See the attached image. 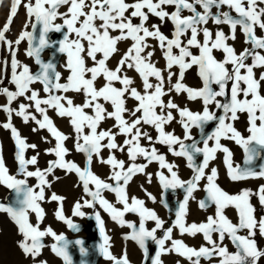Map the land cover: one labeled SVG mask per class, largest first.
<instances>
[{
	"label": "snow or ice",
	"instance_id": "6c2138e0",
	"mask_svg": "<svg viewBox=\"0 0 264 264\" xmlns=\"http://www.w3.org/2000/svg\"><path fill=\"white\" fill-rule=\"evenodd\" d=\"M22 3L27 11L28 22L13 41L7 38L6 33ZM62 7L66 11L61 12ZM169 7L174 10L168 11ZM225 7L229 11L222 10ZM185 11L190 14L184 15ZM150 17L158 18L161 24L170 21L174 28L171 36L161 31L160 24L149 25ZM134 19H138V23H134ZM57 20L61 22L57 23ZM210 22L217 26L215 31L208 27ZM225 25L230 29L229 34L221 27ZM238 28L244 35V43L248 45L239 53L229 43L237 39ZM258 29L264 33V0H13L7 22L0 29V46L11 53L10 82L16 90L0 87V96L7 98L5 104H0V111L7 114L6 122L0 123V127L11 132L17 149L16 160L20 174L35 177L38 183L29 187L26 179H18L9 174L0 154V185L14 190L18 196V206L0 203V212L8 213L17 225L23 237L18 246L24 254L39 256L44 247L43 238L50 235L56 241L52 245L53 252L62 257L65 264H72L65 237L58 235L51 227L41 230L39 223L34 225L29 220V212H33L38 221H43L45 212L40 202L45 200V188L52 186L48 176L59 168L67 173L74 172L83 186V192L91 197L90 200L84 199L83 204L77 201L73 215L83 217V207L93 208L99 204L113 221L132 229L125 239L135 240L139 244L146 261L147 241L155 242L158 250L151 264H163L161 256L169 253L185 258L190 264H201V259L212 261L214 257L218 258V264H259L264 257V250L257 247L255 237L258 232L264 236V216L257 218L256 208L251 201L253 196H257L260 205L264 206V185L259 186L255 193L246 189L237 194H229L217 183L216 168H211L210 174H206L216 153L222 151L226 154L225 164L231 180L264 178V167L256 170L253 167L234 166L232 152L221 143L222 139H227L242 146L246 154L244 163L247 165H252L257 156L264 155V94L261 93L264 71L259 78L255 71L264 70V34L258 35ZM50 32L63 34V39L57 43L58 52L66 57L63 68L69 74L65 82H61L62 73L57 70V65L41 58L45 48L56 46L50 43ZM129 40L131 45L123 52L116 67H109L110 59L119 51L118 43ZM149 40L155 41L161 50L166 69L157 67L153 62L154 49L149 50L153 48ZM24 41L28 43L27 56L33 57L39 66L36 73L16 59L18 46ZM193 49H197L199 54H194ZM174 50H178V53ZM214 50L224 54L222 60L216 59ZM88 60L92 61L91 66ZM3 63L7 65V61ZM193 66L198 68L203 83L200 88H192L184 83L185 73ZM173 68H178V73L172 71ZM126 69L138 73L142 90H138L134 79L126 74ZM173 77H176L175 82ZM100 78L103 84L98 86ZM36 83L42 85L45 96H41L40 90L32 88ZM0 84H3L2 78ZM213 85L218 86V90ZM69 92L81 93L83 102L74 103L67 95ZM171 93L186 94L188 100H201L203 110L193 112L187 107H181L174 102ZM20 97H24L28 103H20L18 108H14L13 102ZM164 97H169L167 102ZM128 98L136 102L132 109L127 107ZM221 98H227V102ZM210 106H214L215 111ZM49 109H54L59 117L69 119L75 133V150L86 155L84 168L66 159L69 149L65 142L69 136L60 131L50 118ZM173 111L180 117L183 139L166 130V126L176 119ZM217 112L222 114L218 116ZM238 113H247V137L234 126L239 119ZM13 116L22 118L26 124L34 122L37 126L32 129L34 132L47 130L55 140V146L46 149L47 154L56 157L48 162L47 168L29 170V166L38 164L39 153L30 158H26L25 153L28 149L36 150L37 145L29 144L21 136L12 122ZM107 120L114 123L110 128L102 129L101 124ZM212 121L217 122L216 128L203 139L201 147L192 136V128L203 130V126ZM145 125L151 126L157 135L153 137L145 131ZM119 136L124 137L122 143L117 141ZM43 139L51 142L46 137ZM142 140L147 141L149 146L142 144ZM209 141L213 142L212 146H209ZM157 144L166 145L168 151L176 157H184L187 166L192 169V177L182 180L174 170L177 166L159 152ZM104 149L110 152L107 159L100 156ZM125 150L131 161L127 167L125 161L117 159L115 155V152L123 153ZM196 154L203 156L199 164L196 163ZM94 156L100 163L110 167L111 175L108 179L114 183H108L92 171ZM138 157H142L146 163H136ZM153 162H157L161 170L166 169L170 174L166 175L164 171L158 173L163 189L180 188L185 191L174 223L166 229L165 221L154 210L147 208L144 200L133 197L130 203L127 195L129 182L135 175L145 173ZM147 178L151 183L150 174ZM202 180H206L204 190L207 196L199 201V208L206 210L214 205L215 214L208 216L206 222L188 224L186 217L189 200L194 199L193 193L198 190ZM105 191L115 193L117 203L122 204L123 208L118 209L105 199ZM148 195L155 202V197L151 193ZM64 199L55 192L51 194L50 200L59 205L55 216L70 228L77 229V225L64 215ZM228 207L235 208L237 223H233L225 214ZM128 212L139 215L138 229L135 224L124 220ZM95 219L102 237L100 252L113 264H130L126 251L120 258L110 252L111 237L105 231L99 212L95 214ZM146 221H154L155 227L149 230L145 227ZM174 228L181 235L194 237L198 233L203 234L206 243L199 248L190 247L181 239H173ZM160 229L164 230V234L158 238L157 230ZM214 233L217 234L216 239L213 238ZM226 237L234 246V251H230L224 244ZM169 241L170 246H167ZM76 243L81 245V252L87 255L83 242Z\"/></svg>",
	"mask_w": 264,
	"mask_h": 264
},
{
	"label": "rangeland",
	"instance_id": "374dc122",
	"mask_svg": "<svg viewBox=\"0 0 264 264\" xmlns=\"http://www.w3.org/2000/svg\"><path fill=\"white\" fill-rule=\"evenodd\" d=\"M8 1V2H7ZM1 0L0 4L3 6L7 5L5 9V23L7 22V19L10 13V8L12 5L13 0ZM12 1V2H11ZM5 2V3H4ZM26 2V0H25ZM131 2V0H129ZM0 5V6H1ZM1 8V7H0ZM8 9V10H7ZM23 9V10H22ZM25 7L23 6V3L18 7L17 13L21 12L25 18L21 21V23L17 26V34L21 33L22 29L24 30V24H26V21L28 22V16ZM174 9L172 7L168 8V11H173ZM224 11H229L227 7L223 8ZM61 12L66 11V8H61ZM213 11H216V9H213ZM20 13V14H21ZM187 11H185L184 15H189ZM17 15V14H16ZM26 15V16H25ZM235 15V13H233ZM27 18V19H26ZM16 19V17H15ZM25 19V20H24ZM23 22V23H22ZM60 20H57V23H60ZM134 23H138V19H134ZM5 23L2 24L0 29L3 28ZM13 23V22H12ZM156 23L161 25V31L164 32L166 35L171 36L172 31L174 30L173 25L170 21L164 22L161 24L158 18L156 17H150L149 25ZM16 26V27H17ZM12 27V24L10 26V29ZM22 29H21V28ZM208 27L215 31L217 26L209 23ZM226 34H229L230 29L228 26H221ZM29 31L31 27L28 28ZM11 33V31L9 30ZM6 33V36L8 39L15 40L18 38V36L15 37V34ZM39 32V30H38ZM53 33V32H52ZM50 32L48 35L50 43L53 45H56V47H47L44 49L47 51H43L41 54V58L44 59L45 62L48 60L53 61L56 63V61L59 62L57 64V70L61 71L62 73V81L65 82L66 77L68 76V72L63 68V65L65 63V55L62 53H59L58 43L57 41L63 39V34L56 32L53 36ZM58 33V34H57ZM8 34V35H7ZM10 34V35H9ZM51 34V35H50ZM59 34L61 36H59ZM118 33H113V35H116ZM257 34L261 35L262 33L259 29L257 30ZM56 35V36H55ZM55 36V37H54ZM58 36L60 39H58ZM55 39L57 44H54L52 39ZM62 38V39H61ZM57 39V40H56ZM202 39V36H201ZM149 42L153 43V48L149 50L154 49V56L153 61L157 64V67L161 69H166V62L163 59L161 50L156 46V42L149 40ZM230 44H232L237 52L243 50V48L247 47L244 43V35L240 31V29H237V39L235 41H229ZM131 45V41H121L118 43L117 47L119 51L114 54V56L109 61V67L115 68L119 59L121 58V55L124 51ZM27 47V48H26ZM56 48V51L54 50ZM121 48V49H120ZM26 49V50H25ZM27 49H28V43L27 41L22 42L16 51V59L20 62H23L22 64H27L33 73H36L39 71V66L35 63V60L33 57L27 56ZM50 49V51H49ZM52 49V50H51ZM25 50V52H24ZM54 53H53V52ZM178 53V50H174ZM24 52V53H23ZM57 52V55L56 53ZM194 54H199L197 49H193ZM52 54H54L52 56ZM61 54V55H60ZM26 55V57H25ZM51 55V56H50ZM213 55L216 57L217 60H222L224 57V54L219 50H214ZM24 56V57H23ZM57 56V57H56ZM50 57V58H49ZM54 57V58H53ZM59 57V58H58ZM27 58V59H26ZM46 58V60H45ZM53 58V59H52ZM157 58V59H156ZM157 61H156V60ZM23 60V61H22ZM61 60V61H60ZM4 61H7V65H4ZM88 60V65H92V61ZM29 62V63H28ZM249 62H251L249 60ZM63 64V65H61ZM61 65V66H60ZM231 68V66H228ZM6 70V71H5ZM127 75L134 79L135 86L138 88V90H142V84L141 79L138 75V73H135L134 70L126 69ZM172 71H175L178 73V68H173ZM257 73V78H259V75L262 71L261 69L255 70ZM166 75V71H165ZM138 76V77H137ZM0 78L3 79V84H0V87H8L9 90L15 91L16 87L14 84H12L11 81V53L8 51H5L2 46H0ZM176 77H173V82H175ZM155 82V81H153ZM184 83L192 88H200L203 86L202 80L198 75V68L196 66H193L192 69L188 70L185 73V79ZM103 84V79L100 78L97 81V85L101 86ZM117 87L120 85L117 83ZM231 85L229 84V87ZM167 87V83H166ZM213 87L218 90V86L213 85ZM32 88L35 90L41 91V96H45L46 94L42 91V85L39 83L33 84ZM261 93L264 94V82H262V88ZM73 99L74 103L80 104L83 102V95L81 93H74L69 92L68 96ZM171 97L174 98V102L178 103L181 107H187L193 112H200L203 110V104L202 101L197 100H188L186 94H179L171 93ZM165 101L169 99V97H164ZM224 102H227V98H221ZM7 102V98L5 96H0V104H5ZM20 103H28V101L25 100L24 97L18 98L17 101L13 102V107L18 108V105ZM135 101L131 98H128L127 100V107L132 109L131 107L135 106ZM107 106V105H106ZM212 110L215 111L214 106H210ZM111 110V109H109ZM30 111H34V109H30ZM174 116L176 119L169 125L166 126L167 131L173 132L175 135L181 137L183 139L184 130L179 123L180 117L178 113L173 111ZM221 112H217V115H221ZM48 115L50 118L53 119L56 126L59 128L60 131L65 133L69 136V139L65 142V146L69 149V154L66 156L67 160L74 161L77 163L81 168H84L86 166V155L84 153L77 152L75 150L74 144L75 143V133L73 132V129H71V125L69 123V119L67 117H59L54 109H49ZM239 119L235 121L234 126L237 128L238 131L241 132V134L245 137L249 135L247 128H248V117L247 113H238ZM37 117H39V114H37ZM7 120V114L3 111H0V123L6 122ZM14 126L19 130L22 137L26 138L27 142L29 144H36L37 149L32 150L28 149L25 153L26 158H30L33 155H36L37 152L39 153L38 156V164L36 166H29V170L34 171L36 167L40 168L41 170L48 167V162L50 160L56 159L54 155H50L46 153V149L52 148L55 146V140L50 137V134L47 132V130H38V131H31V129L36 128L34 122L29 121L27 124L23 122L22 118L13 116L12 120ZM24 124H23V123ZM33 123V124H32ZM114 121L107 120L101 124L102 129H107L112 126ZM32 124V125H31ZM70 125V126H69ZM217 122L212 121L208 122L203 126V130L197 127L192 128V136L194 137L195 141L199 143V146H203V139L206 138L207 135H210L216 128ZM30 127V128H29ZM70 127V128H69ZM145 131L150 132V134L155 137L157 133L155 130L145 125L143 126ZM148 129V130H147ZM87 131V130H86ZM9 136V137H8ZM40 136V137H39ZM47 138L50 140V143H47L43 138ZM50 137V138H49ZM52 139V140H51ZM124 140L123 136H119L117 138L118 143H122ZM72 141V142H71ZM74 141V142H73ZM32 142V143H31ZM185 143H192V141H185ZM221 143L227 147L232 152V161L233 165H240L241 167H253L256 170H259L261 167H264V155H259L257 158L253 161L252 165H247L244 163L246 159V154L244 152V149L242 146L238 145L233 140H227L222 139ZM50 144V145H48ZM142 144L148 145L147 141L142 140ZM213 142L209 141V146H212ZM149 146V145H148ZM156 147L158 148L159 152L161 154H164L167 158V160L170 163L175 164L177 167L174 169L177 171L179 177L182 180H188L192 177L193 172L192 169H190L187 166V161L184 157H176L172 155L168 151V147L166 145H160L157 144ZM177 150L179 146H176ZM16 145L14 143V140L12 138L10 130L4 129L0 127V154H2L5 166L9 169V174L17 176L18 179H26L28 182L29 187H34L38 181L35 177H25L22 174H20L19 171V165L16 160ZM110 155V152L108 149L102 150L100 153V156L104 159H107ZM115 155L117 159H121L125 161V167H127L131 161L128 160L127 156V150L125 152H115ZM225 153L222 151H218L216 153V158L210 162L209 169L206 170V174H210L211 168H216L218 172V178L217 183L219 186L228 192L229 194H237L243 190H250L252 192H257L259 189V186L264 185V178H249L246 180H239V181H233L230 179L228 175V169L225 164ZM196 163H201L203 160V156L201 154H196ZM136 163L143 164L146 163V161L142 157H138ZM92 171L98 175L100 178L105 179L108 183H114L113 181L109 180L108 177L111 175V169L108 165L102 164L98 161L97 157H93L92 162ZM160 171H164L166 175H170L167 173L166 169L161 170L159 167V164L157 162H153L150 164L147 169L145 170V173H139L133 177V179L129 182L127 186V195L129 197V202L131 203V200L133 197L137 199L144 200L145 206L149 209L154 210L158 216L165 221V229L167 227L172 226L175 220L176 212L179 208L180 203H182L185 191L184 189L176 188V189H163L162 185L159 183L158 173ZM148 174L151 175V183L148 182ZM59 177V179H56ZM48 180L51 183V188H45V200L40 202L41 207L44 209L45 216L42 222L38 221L36 214L33 212H29V220L34 225L39 223L41 230H46L48 227H51L54 232H56L58 235H63L68 242V254L71 257L72 264H113V262L109 259H107L99 249V245L102 242V237L99 232L98 222L95 219V214L99 212L102 220L104 221V227L106 233L111 237L110 244V252L116 256L117 258H120L124 252L126 251L128 260L130 261V264H151V259L155 256L158 246L155 244L154 241L148 240L147 241V248H148V259L145 260L144 251L139 246V244L132 239H125V236L130 234L132 229L127 227V225L121 226L116 221H113L110 214L106 212L99 204H96L95 207L89 208L87 206L83 207L81 210L85 213L83 217L81 216H74V205L77 201H80L83 204L84 199H91V197L86 196V194L83 192V186L79 183L78 176L73 173H67L66 170L63 169H55L54 172L48 176ZM122 183V182H121ZM206 184V180H202L200 182V186L197 191L193 193L194 199L189 200L188 205V215L186 217V222L188 224L191 223H202L206 222V219L208 216H214L215 214V206L212 205L208 207L206 210H202L199 208V201L206 198L207 193L204 190V186ZM79 185V186H77ZM90 187H93L90 185ZM38 190V189H37ZM55 192L56 194L65 197L63 201V211L64 215L71 219L74 224L77 225V229L70 228L64 221L58 220L55 216V212L58 209V202L51 201L50 197L51 194ZM149 193H151L152 196L155 197V202L149 197ZM103 196L105 199H107L110 203L114 204L118 209H122L123 205L117 203L116 194L112 193L110 191H105L103 193ZM18 196L17 193L9 189L3 185H0V203H3L5 205H12V206H18ZM252 204L256 208V215L259 219L260 217L264 216V206L260 205L258 197L253 196L252 197ZM165 203L167 204V207H165ZM225 214L228 216L230 220H232L233 223L238 222V215L233 207H228L225 209ZM124 220L128 223L135 224L137 229L139 228L140 224V217L137 213L134 212H128L124 216ZM145 227L151 230L153 227H155L154 221H146ZM164 234V230L160 229L157 230V237L161 238ZM244 234V233H241ZM213 238H217V234H213ZM23 239L22 235L18 231L17 225L14 223V221L11 219L8 213L0 212V264H65V261L62 257L56 255L52 250V245L56 243L55 239L52 236H45L43 238V244L44 247L41 250V253L37 257H31L24 254L22 249L18 246V242ZM173 239H181L183 240L188 246L199 248L200 246L204 245L206 242L203 239V234L198 233L196 236H190L188 234L181 235L179 230L174 228L173 229ZM257 247L264 250V236L260 235L259 232L257 233L256 237ZM77 241L83 242V247L87 251V255L83 254L81 252V245L77 244ZM170 241L168 242L167 246H170ZM224 244L228 246L230 251H234V246L232 245L231 241L226 237ZM161 260L163 261V264H190L189 261H187L185 258L175 254V253H169L164 254L161 256ZM201 264H218V258L214 257L212 261H208L205 259H201ZM259 264H264V257L261 258L259 261Z\"/></svg>",
	"mask_w": 264,
	"mask_h": 264
},
{
	"label": "bare ground",
	"instance_id": "6f19581e",
	"mask_svg": "<svg viewBox=\"0 0 264 264\" xmlns=\"http://www.w3.org/2000/svg\"><path fill=\"white\" fill-rule=\"evenodd\" d=\"M5 1H7V0H5ZM0 2H1V0H0ZM7 2H8V1H7ZM11 2H12V1H11ZM4 3H5V2H4ZM0 5H1V4H0ZM0 7H1V8H0V27H1L2 24L5 23V16H6L5 9H6L7 5H5V6H3V7H2V5H1ZM7 10H8V9H7ZM22 10H23V9H22ZM24 10H25V9H24ZM24 12H27V11H24ZM20 13H21V12L17 13V15L15 16L16 19H15V17L13 18V21H12V22H13V23H12V27H11V29H10V31H11L12 34H14V33L17 31V29H16V28H18L17 24L19 25V24L21 23V21L23 20V18H25L24 16L21 17V15H23L24 13H23V14H22V13L20 14ZM25 16H26V15H25ZM7 17H8V16H7ZM26 19H27V18H26ZM24 20H25V19H24ZM56 22H57V21H56ZM22 23H23V22H22ZM26 23H27V21H26ZM24 25H25V24H24ZM16 26H17V27H16ZM19 26H20V25H19ZM29 27H30V26H29ZM20 28H21V27H20ZM23 28H24V27H23ZM21 29H22V28H21ZM28 30H29V29H28ZM30 30H31V29H30ZM22 31H23V29H22ZM9 33H10V32H9ZM11 33H10V34H11ZM51 33H52V32H51ZM54 33L56 34V32H53L52 35H51V34H50V35L53 36ZM10 34H9V35H10ZM57 34H58V33H57ZM7 35H8V34H7ZM16 36H18L17 32H16V34H15V37H16ZM55 36H56V35H55ZM55 36H54V37H55ZM59 36H61V35L59 34ZM59 36H58V39H60ZM62 36H63V35H62ZM49 38H50V37H49ZM50 39H51V38H50ZM61 39H62V38H61ZM53 40L55 41L54 38L52 39V41H53ZM56 40H57V39H56ZM54 41H53V42H54ZM58 41H59V40H58ZM58 41H57V42H58ZM149 43H150V42H149ZM54 44H57L56 41L54 42ZM150 44H151V43H150ZM152 45H153V43H152ZM57 46H58V45H57ZM55 47H56V46H55ZM157 47H158V46H157ZM26 48H27V47H26ZM48 48H49V47H48ZM51 48H52V47H51ZM53 48H54V47H53ZM120 49H121V48H120ZM25 50H26V49H25ZM25 50H24V52H25ZM51 50H52V49H51ZM54 50L56 51V48H55ZM57 50H58V48H57ZM43 51H44V50H43ZM43 51H42V53H43ZM45 51H47V50H45ZM45 51H44V52H45ZM49 51H50V49H49ZM24 52H23V53H24ZM26 52H27V51H26ZM26 52H25V53H26ZM52 52H53V51H52ZM42 53H41V54H42ZM53 53H54V52H53ZM55 53H56V55H57V52H55ZM53 55H54V54H52V56H53ZM60 55H61V54H60ZM62 55H63V54H62ZM50 56H51V55H50ZM23 57H24V56H23ZM25 57H26V55H25ZM56 57H57V56H56ZM49 58H50V57H49ZM53 58H54V57H53ZM53 58H52V59H53ZM58 58H59V57H58ZM26 59H27V58H26ZM156 59H157V58H156ZM156 59H155V60H156ZM18 60H19V59H18ZM43 60H44V59H43ZM45 60H46V58H45ZM50 60H51V59H50ZM65 60H66V59H65ZM22 61H23V60H22ZM48 61H49V60H48ZM48 61H47V62H48ZM53 61H55V60H53ZM53 61H52V62H53ZM60 61H61V60H60ZM156 61H157V60H156ZM58 62H59V61H58ZM58 62L56 61V63H58ZM90 62H91V61H90ZM153 62H154V61H153ZM21 63H23V62H21ZM28 63H29V62H28ZM56 63H55V64H56ZM24 64H25V63H24ZM59 64H60V62H59ZM56 65H57V64H56ZM61 65H63V64H61ZM61 65H60V66H61ZM89 65H90V64H89ZM29 66H30V65H29ZM5 71H6V70H5ZM126 73H127V71H126ZM135 73H136V72H135ZM137 77H138V76H137ZM132 78H133V77H132ZM141 84H142V82H141ZM116 86H118V85H116ZM67 95H68V93H67ZM69 96H70V95H69ZM131 108H133V106H132ZM22 123H23V122H22ZM23 124H24V123H23ZM32 124H33V123H32ZM32 124H31V125H32ZM69 126H70V125H69ZM150 127H151V126H150ZM29 128H30V127H29ZM69 128H70V127H69ZM102 128H103V127H102ZM71 129H73V128H71ZM104 129H105V128H104ZM147 130H148V129H147ZM31 131H32V129H31ZM73 132H74V131H73ZM149 133H150V132H149ZM8 137H9V136H8ZM39 137H40V136H39ZM50 137H51V136H50ZM50 137H49V138H50ZM51 140H52V139H51ZM49 141H50V140H49ZM71 142H72V141H71ZM73 142H74V141H73ZM31 143H32V142H31ZM47 143H49V142H47ZM73 144H74V143H73ZM48 145H50V144H48ZM145 145H146V144H145ZM147 146H148V145H147ZM0 252H1V251H0Z\"/></svg>",
	"mask_w": 264,
	"mask_h": 264
}]
</instances>
